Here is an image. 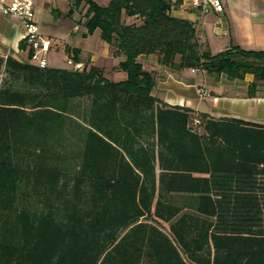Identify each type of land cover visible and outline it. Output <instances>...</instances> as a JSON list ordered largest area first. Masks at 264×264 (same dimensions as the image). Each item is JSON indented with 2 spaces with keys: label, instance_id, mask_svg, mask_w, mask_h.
I'll list each match as a JSON object with an SVG mask.
<instances>
[{
  "label": "trees",
  "instance_id": "obj_1",
  "mask_svg": "<svg viewBox=\"0 0 264 264\" xmlns=\"http://www.w3.org/2000/svg\"><path fill=\"white\" fill-rule=\"evenodd\" d=\"M183 1L70 0L122 82L0 57V264H264V127L164 104L138 62L251 75L252 98L264 51L211 54Z\"/></svg>",
  "mask_w": 264,
  "mask_h": 264
},
{
  "label": "crops",
  "instance_id": "obj_2",
  "mask_svg": "<svg viewBox=\"0 0 264 264\" xmlns=\"http://www.w3.org/2000/svg\"><path fill=\"white\" fill-rule=\"evenodd\" d=\"M32 1L40 33L49 42L47 53L41 55L46 68L76 71L79 67L82 71L85 67H95L102 71L103 77L109 82L126 80V74L116 69L124 57L114 56L115 49L100 40L98 31L86 35L84 22L81 23V40L86 41L90 36L100 40H95L91 48L79 43L77 38H64L55 29L47 30L46 26L57 21L56 18H61L70 36H74L76 25L71 19L75 12L73 7L64 14L59 8ZM221 3L222 13L211 11L203 14L192 8L189 0H185L178 9L171 11V16L191 22L199 42L213 55L230 47L264 51V0H221ZM22 34L16 18L0 14V57L11 56L19 61H28V49H19ZM67 48L79 52L78 62L73 60L72 53H66ZM68 62L72 65H68ZM138 62L145 70L155 73L153 95L164 104L189 109L195 115L203 114L217 120H241L264 127V85L257 88L255 97L249 98L247 91L253 82L251 75H246L243 80L230 81L225 75L212 76L202 71L172 72L158 65L154 56L138 57Z\"/></svg>",
  "mask_w": 264,
  "mask_h": 264
},
{
  "label": "built area",
  "instance_id": "obj_3",
  "mask_svg": "<svg viewBox=\"0 0 264 264\" xmlns=\"http://www.w3.org/2000/svg\"><path fill=\"white\" fill-rule=\"evenodd\" d=\"M192 8L207 14L223 12L221 0H189ZM0 14L6 17H14L19 22L22 30V42L25 43L28 51L31 52L29 62L38 68H46L45 61L41 55L46 54L49 49V42L40 33L39 25L35 19L34 5L32 0H0ZM68 65H72L68 62ZM76 71H81L77 67Z\"/></svg>",
  "mask_w": 264,
  "mask_h": 264
},
{
  "label": "rangeland",
  "instance_id": "obj_4",
  "mask_svg": "<svg viewBox=\"0 0 264 264\" xmlns=\"http://www.w3.org/2000/svg\"><path fill=\"white\" fill-rule=\"evenodd\" d=\"M37 1L38 2L40 1L41 4L46 5V7L53 6L54 9L59 8L61 11H63L64 14L67 13L68 10L72 8V3L69 2L68 0H37ZM93 1L96 2L99 6H106L109 2V0H93ZM85 11H86V7H83V8L76 9L75 12L72 13L71 19L75 21L74 23L76 25L74 36H70V32L67 30L66 26L63 23H61L62 21L61 18H56V20L58 19L57 21L46 26L48 27L47 30L50 31L51 29H55L56 31L62 34L61 37L65 38L66 36L67 38H73V39L77 38L76 40L79 43L87 45L88 47L91 48V44H93L95 40L97 41H100V40L95 36L93 37L90 36L86 41L81 40L80 34L83 31L81 23L85 21V16H84ZM46 14L50 16L49 13H46ZM50 17L53 18L52 16ZM166 69L170 70L169 68H166ZM158 226L161 227L164 231H166V226L160 225V224Z\"/></svg>",
  "mask_w": 264,
  "mask_h": 264
}]
</instances>
